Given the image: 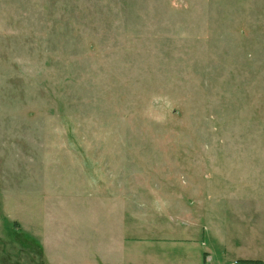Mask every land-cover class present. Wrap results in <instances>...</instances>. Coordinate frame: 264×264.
Instances as JSON below:
<instances>
[{"label":"rangeland","instance_id":"rangeland-1","mask_svg":"<svg viewBox=\"0 0 264 264\" xmlns=\"http://www.w3.org/2000/svg\"><path fill=\"white\" fill-rule=\"evenodd\" d=\"M102 225L264 264V0H0V264L101 257Z\"/></svg>","mask_w":264,"mask_h":264},{"label":"crops","instance_id":"crops-1","mask_svg":"<svg viewBox=\"0 0 264 264\" xmlns=\"http://www.w3.org/2000/svg\"><path fill=\"white\" fill-rule=\"evenodd\" d=\"M113 214H114V211H113ZM107 217H109V216H107ZM110 221H113V220H111V219L107 220V222H110ZM107 225H108V223H107ZM63 226H65V225H63ZM108 226L102 225L101 229L98 228V232H101V234H100L101 238L103 240L107 239L106 245L105 246L103 245L101 247L102 251H103L101 257H99V253H98V251H96L97 249H96V245H95V247L93 249L88 248L89 250L85 251L86 255L82 254L81 256H79V258H80L79 262H77V259H75V258H77L76 257L77 255H75L74 256L75 260H73L75 263H73V264H89V262H88L89 256L90 257L93 256L95 259L103 258L102 262L105 264H158L156 262V260H153V259L144 262V261H140L139 259L133 258L132 257V254H133L132 250L136 251L137 249H143V248L144 249L145 248L155 249L159 245H161L162 240L160 239V237L154 238L156 240H153L151 238V239H143V240L138 239V241H131L130 238H124V234H123L122 240H121L122 242H121V245L118 247L119 248L118 249L115 246L114 239H112V237H111L112 235L109 234L110 231H109ZM61 227L62 226L57 228V230H59L60 232H61V230H60ZM57 230H56V233H57ZM60 232H59V235H57L58 239L55 237L56 242H55V240H54V242L56 243V245L54 247V250L57 252H59L60 250L61 251L64 250V252L67 254V256L71 255L72 253L76 254L77 253V247H74L71 250V252L68 253V249H66L63 245L61 246L60 243H61L62 238H61ZM111 234H112V232H111ZM63 237L66 238L67 234L66 235L63 234ZM46 242L47 241H44V243H46ZM48 242H51V241H48ZM46 246L48 249H50L49 244H47ZM80 248L83 249L82 246H80ZM115 249L119 250L118 255H116V256L114 254ZM49 257L52 259L50 261L51 264H58V263H56L55 257H51L50 255H49ZM115 257L117 258V261H115ZM105 258H106V261H105ZM58 260H61V259H58ZM91 263H93V262H91ZM95 263H97V261H95ZM59 264H68V263L66 261H65V263L62 261Z\"/></svg>","mask_w":264,"mask_h":264},{"label":"trees","instance_id":"trees-1","mask_svg":"<svg viewBox=\"0 0 264 264\" xmlns=\"http://www.w3.org/2000/svg\"><path fill=\"white\" fill-rule=\"evenodd\" d=\"M244 264H249V261H242ZM253 263V262H252Z\"/></svg>","mask_w":264,"mask_h":264}]
</instances>
